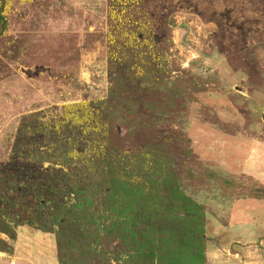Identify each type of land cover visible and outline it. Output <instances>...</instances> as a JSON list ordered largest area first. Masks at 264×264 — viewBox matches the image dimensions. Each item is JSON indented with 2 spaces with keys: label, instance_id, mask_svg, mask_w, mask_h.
Returning <instances> with one entry per match:
<instances>
[{
  "label": "rangeland",
  "instance_id": "1",
  "mask_svg": "<svg viewBox=\"0 0 264 264\" xmlns=\"http://www.w3.org/2000/svg\"><path fill=\"white\" fill-rule=\"evenodd\" d=\"M0 264H264V0H0Z\"/></svg>",
  "mask_w": 264,
  "mask_h": 264
}]
</instances>
